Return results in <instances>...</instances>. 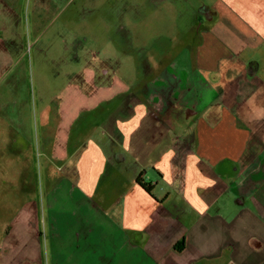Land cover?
<instances>
[{
  "label": "crops",
  "instance_id": "crops-1",
  "mask_svg": "<svg viewBox=\"0 0 264 264\" xmlns=\"http://www.w3.org/2000/svg\"><path fill=\"white\" fill-rule=\"evenodd\" d=\"M190 5L131 88L98 87L121 98L108 139L79 137L48 179L94 215L103 264H264V0Z\"/></svg>",
  "mask_w": 264,
  "mask_h": 264
},
{
  "label": "rangeland",
  "instance_id": "rangeland-1",
  "mask_svg": "<svg viewBox=\"0 0 264 264\" xmlns=\"http://www.w3.org/2000/svg\"><path fill=\"white\" fill-rule=\"evenodd\" d=\"M203 2L213 0H0V264L104 263L94 215L70 187H47L63 174L56 156L69 155L79 137L108 139L104 125L121 116V98L100 101L99 93L118 78L131 88L168 36L183 34L180 12L193 4L203 14ZM89 222L90 244L77 241ZM39 240V262L28 261Z\"/></svg>",
  "mask_w": 264,
  "mask_h": 264
},
{
  "label": "trees",
  "instance_id": "trees-1",
  "mask_svg": "<svg viewBox=\"0 0 264 264\" xmlns=\"http://www.w3.org/2000/svg\"><path fill=\"white\" fill-rule=\"evenodd\" d=\"M138 181L144 186L146 190H148L149 192L152 191V187L148 183L142 182L141 179H138Z\"/></svg>",
  "mask_w": 264,
  "mask_h": 264
}]
</instances>
